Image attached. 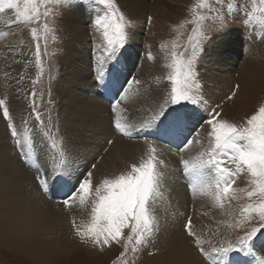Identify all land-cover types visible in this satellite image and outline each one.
Returning <instances> with one entry per match:
<instances>
[{"label":"bare ground","instance_id":"1","mask_svg":"<svg viewBox=\"0 0 264 264\" xmlns=\"http://www.w3.org/2000/svg\"><path fill=\"white\" fill-rule=\"evenodd\" d=\"M122 1L128 3L129 8L134 10L135 15L139 17H144L150 7L147 2L148 0ZM160 2L161 0H154L155 4ZM162 5L165 4L162 3ZM86 11L93 15L92 7L87 6ZM73 12L74 10L68 11L65 15L67 26L72 27L69 29L70 33H67V47L71 56L69 60L65 59L62 61V72L67 74L66 78L68 79L63 78L60 80L57 89L62 100L60 110L61 132L70 138L66 142L64 150H62L66 159L62 161L59 155L60 152L55 153L49 147L50 145L41 138L42 135H39L35 125L30 121L32 119L28 118L25 113L21 112V116L19 117L21 124H17V128L23 127V129L27 128L30 131L34 142L38 167L43 168L46 174H50L54 165L63 163L64 166L72 170L73 177H75L89 170L90 165L94 163L95 168L90 170L93 173L92 182L95 187L103 179L115 178L119 174L129 171L130 165L140 163L141 159H144V156H148L149 146L151 145L157 149V156L162 162L159 167L162 169L165 177H170L172 182H176L178 184L176 188H185L184 183L182 181L179 182L177 179H172V175L175 174L177 169H182L181 158L195 159L207 146L208 132L206 130L209 126L202 119L201 112H196L197 114L192 118L193 120L191 119L188 123L199 127V136L195 137V141L192 140L193 143L190 146H182L181 149H184L183 151H177V149L175 150L167 145L159 144L154 140H138L137 137L125 139L114 127L113 122L116 118H119L122 124L130 125L129 131L133 133L138 126L141 127L151 120L150 115H155L156 109L164 101L166 84L163 82V75H165L162 67L164 63L163 54L158 51L155 45H146L145 49H140L137 47V44L134 45L132 49L133 56L140 58V61L141 59L143 60V65L135 77L141 81L142 87H133V85L131 88L121 87L122 89H127L126 93L120 94L124 99L121 101V105L117 108L116 113H113L112 117H107V111L110 106L108 103L103 102V97L106 95L105 90L94 86V92H90L87 89V85H85L91 83L89 76L95 68L92 71L84 73L82 71L84 65L79 61H75V58H79L81 54L74 49V42L83 43L85 41L86 30L84 26L75 23L76 18ZM0 16L9 18V13L0 14ZM7 26V24L0 21V41L5 42L6 40V47L9 50L5 53L0 51V88L2 93L7 91L11 93L13 91L11 87L18 88L21 98L16 97L15 92H13V99H9L11 101L10 109L14 113L17 110L23 111L25 106H27L25 100V85L27 80L23 81V79L28 72L25 65L28 53L22 47L9 46L8 42H11L9 36L15 35V32H4L3 28L6 30ZM131 36V40L134 39L137 43L139 39L138 43L141 44L142 40L137 38L138 35L131 34ZM19 39L21 38L19 37ZM11 47H14V49L10 50ZM135 47L139 50L134 49ZM243 48L252 49L251 51L247 50L244 59H242ZM128 49L130 50V48ZM139 51L143 52L144 55H141ZM149 52L153 56L152 60L148 59ZM204 56L199 65V71L201 73V81L204 82L206 89L205 93L212 92L220 84L233 80L234 73L236 72L240 76L239 84L242 91L249 90L258 84L262 74H264V31H257L256 29L253 31L251 38L245 39L241 32L237 33L236 29H229L221 41L218 40L217 43L208 47ZM6 57H9L11 61H6L4 59ZM128 60H125L128 67L122 71V80L131 76ZM2 79L5 82H1ZM19 79L20 83L15 85ZM70 82L72 83L71 86L74 85V90L68 87V83ZM147 84L148 86L146 87ZM109 87L114 89L111 100H108L113 103L118 98L116 93L120 90V86L112 87L109 84ZM67 88L69 90H66ZM94 109L96 111L90 114ZM108 119L113 124V128L111 127L113 130L105 127ZM96 127H99L98 133L95 131ZM144 131L151 132L150 129ZM175 131L185 132L186 126L182 130ZM160 133L162 131L159 130L156 134ZM91 135L94 136L89 137ZM0 138H3L1 134ZM109 140L112 141L111 145L108 144ZM184 140H189V134L186 132L179 135V141ZM139 146L142 147L140 150H138ZM105 149L107 150L105 151ZM178 163L180 167H178ZM31 170L25 163H17L12 159L8 150L5 152V150H1L0 148V242L6 244L10 251H16L36 263L49 264V259L51 257H55L56 259V256L65 257V260L68 261L75 260L77 258L75 254L77 253L74 254L75 249L73 250V248L77 247L74 245L70 246L71 240L68 237L69 234L74 233L71 221L75 217L77 224L86 223V217L89 214L91 204L87 203L84 206H80L77 202L70 209V216L65 215L66 210H63L64 205L62 206L61 204V206L59 205L60 207H57V205L47 201V198L36 186V179L34 180L33 178V173L35 172ZM72 182L75 184V179H72ZM194 198V204H192L195 206L193 210H195L198 218L195 221L198 226L192 224L193 229L202 238L211 240L212 245L216 247L226 246L228 243L235 244L240 237L238 236V232L234 230L235 228L229 227V224L233 225L232 220L235 218V214L239 208L237 202L233 201L231 205L226 204L225 210H221L215 206L209 196L198 192ZM170 204H164L159 209L160 211H166L164 217L171 216L170 212L172 208L177 209L185 205L184 202L182 203L179 200H176L174 207ZM51 207L57 212L51 214L49 211ZM202 208H204V211L206 209V211H201ZM215 208L219 209L217 216L220 215V221L226 224V230L222 236H219L212 226L214 225V220H217V216L216 213H211L209 210L214 211ZM185 214L177 212V216L169 218V221L158 220L159 226L155 238L159 243L150 245L151 251L149 253L154 254H146V264H206V262H202L200 253L194 247L192 237L187 236L186 232L184 233L183 229L179 228L180 226L178 228L174 227L175 220H177V223H180L182 219H185L184 223L188 221ZM165 237L167 240L171 239L170 243H166ZM262 244L263 246H261ZM204 246L206 249H210L209 244L206 243ZM263 253L264 241L259 240L255 244L251 254L253 264H259L261 260H264ZM234 255L244 256L242 252L234 251L229 257Z\"/></svg>","mask_w":264,"mask_h":264},{"label":"snow or ice","instance_id":"2","mask_svg":"<svg viewBox=\"0 0 264 264\" xmlns=\"http://www.w3.org/2000/svg\"><path fill=\"white\" fill-rule=\"evenodd\" d=\"M73 0H0V14L11 10L14 18L0 16V21L7 25L38 23L41 17H55L58 13L48 8L68 7ZM90 7L97 13L94 26L102 32L104 39L103 55L99 57L94 69V78L97 87L106 89L110 83V75L119 63L120 52L124 49L131 38L132 21L120 10L116 0H87ZM216 4L223 5L224 0H215ZM264 6V0H259ZM41 4L45 10L41 12ZM235 7L234 3L227 5L231 13ZM243 8L244 6H240ZM215 12L221 23L216 29L217 36L227 28L224 15L219 8H213L208 0H197L192 7V19L185 20L179 24V29H184L188 24L193 25L185 42L180 43L179 38L172 42L170 62L165 67L171 69L166 79L171 88L163 103L158 106L155 115L150 121L142 126L141 130L158 129L164 133L173 130H182L191 120L193 109H205L206 102L200 94L201 85L198 82L196 66L201 56L206 51V46L214 42V37L205 28V21L209 18L202 12ZM259 13V15L257 14ZM241 15L247 19L242 20L246 25H256L260 31H264V7H253L251 12L244 9ZM151 22V18H149ZM45 31H50L48 24H44ZM32 37L35 39L37 30L31 29ZM183 36V32H179ZM161 49L167 48L162 44ZM183 51H177L178 48ZM40 45L37 43L35 55L40 57ZM148 59L152 60L151 52ZM132 83L140 84L141 81L132 77L128 87ZM240 85L228 96L229 100L236 97ZM125 93L127 89H122ZM33 105L36 93H31ZM117 99L112 103V111L116 113L124 99L120 90L116 93ZM192 106L189 109L186 106ZM3 106V117L7 121L8 129L13 141L14 148L18 151L20 159L36 173V183L45 197L51 194L53 186L61 191L66 190V196L58 202L66 209H71L77 202L80 206L91 204L90 218L87 223L77 224L73 217L71 224L76 237L81 243L90 244L93 249L104 251L114 243L117 245L134 243L136 245L149 243L158 231L159 222L155 215V207L162 196V182L164 173L159 165L162 163L157 156V149L149 146L146 159L140 163L130 165V170L119 174L115 178H105L94 187L92 182V170L73 177L72 170L64 164L54 165L50 174L38 167L36 151L30 131L25 128L18 130L12 120L10 111L5 106V101L0 100ZM219 107V105H217ZM35 119L41 125L43 135L52 140L49 131L38 112ZM202 119L209 126L207 133V146L195 159L181 158L183 175L190 181V191L195 196L198 192L211 197L215 206L225 210V205H231L233 201L239 202L244 195L248 199L258 197L259 203H249L241 209V219L235 225L229 227H240L245 223L249 225L246 234L238 238V241L228 243L226 246L216 247L211 240H206L199 235L192 226L191 217L184 226L187 236L192 237L194 247L207 264H229V256L234 251L251 255L255 247L254 241L264 240V105L248 117L243 124L237 125L221 119V113L214 109L209 111ZM115 129L124 137L131 138L130 125L122 124L119 118L114 120ZM199 136V133H196ZM198 142V141H197ZM62 143V142H61ZM193 143L192 140L185 141V147ZM111 145L112 141L109 140ZM51 149H57V143L50 144ZM107 149H105L106 151ZM184 149H181L183 151ZM62 161L66 159L64 152L59 153ZM231 165V167L226 166ZM247 174L249 188H236L237 178ZM75 179L76 183H71ZM55 181V185L52 182ZM231 214V213H229ZM252 221H255L253 224ZM125 229L129 235L125 236ZM210 249L205 248V244ZM133 251L138 248L134 247ZM150 255L154 253H149ZM259 264H264L261 260Z\"/></svg>","mask_w":264,"mask_h":264},{"label":"rangeland","instance_id":"3","mask_svg":"<svg viewBox=\"0 0 264 264\" xmlns=\"http://www.w3.org/2000/svg\"><path fill=\"white\" fill-rule=\"evenodd\" d=\"M147 2L150 5V7L148 8L146 15L144 17H139L135 15L134 10L129 8L128 3H125V1H122V0H116V3L119 5L120 10L124 13V15L128 19L132 21V27L130 28L129 31L131 32V34L138 35L137 38H140L142 40L141 44H139L138 43L139 39L137 43L134 39L132 40L130 39L128 41L127 46L121 50L120 58H123L124 60H128V58H130L128 61L130 63L129 68H130L131 76L130 78H126L125 80H122V77H120V84H119L120 87L119 86L118 87L121 91L120 94L122 95L124 91L122 90L121 87H124V86L128 87V85L126 84V81L129 79V83H130L132 81V77H136L137 73L139 72L140 68L143 65L142 59L140 61V58H136L133 56L132 49L134 45L137 44V47H139L140 49H145L146 45L148 46L155 45L158 51L163 54V59H164V63L162 67H163V72L165 74L163 75L164 77L163 82L166 84V93L164 95L165 96L164 99H165L168 91L171 88L170 83L166 79V76L171 71V69L165 67V65L170 62L172 42L177 40L178 38H179L180 43H183L186 41L187 36L190 34L193 25L188 24L187 27L184 29H179L178 26L179 24L183 23L185 20L192 19L193 17L192 7L197 3V0H161L160 3H156V4L154 3V0H148ZM162 3H164L165 5H162ZM208 3L213 8L220 9L221 13H223L224 15V20L227 24V28L222 34H219L220 36L219 38V36H217L216 29L219 28L221 21L217 17V14L215 12H206L204 10H201L202 12H204L206 16L209 17L205 21V28L209 32V34L214 37V42H212L210 45L217 43L218 40L221 41L225 37V34L226 32H228L229 29H236L237 33L241 32L243 35V38L245 39L251 38V35L254 30L256 29L257 31L259 30L258 26L256 25H246L245 23H242V20L247 19V17L246 15H243V16L241 15V12L244 9H247L248 12H251L254 6L257 8L264 7L260 5L259 0H224L223 5L216 4L215 0H208ZM229 3L235 4V7L231 13L228 12V8H227V5ZM241 5L244 7L241 8L240 7ZM87 6H90L87 3V0H73V3H71L68 7H53L52 5H47L48 8L58 13L55 17L49 16L45 18L42 16L38 23H30L27 25L13 24V25H8L7 26L8 28L6 30L5 28H3L4 32H7V31L15 32V35L9 36L11 40V42L10 41L8 42L9 46L11 45L14 47H22L23 49L26 50V53H28L27 59H26L27 61L25 60V65H26V68L28 69V72H27V75L23 79V81L27 80L26 85H25V98H26L25 100H26L27 106H25L23 111L17 110V111H14V113H13V110L10 109L11 101L9 99H13L12 98L14 95L13 92H15L16 97L21 98V95L18 92L17 87H11L13 90L11 93H9L8 91L5 93H2L1 88H0V100H4L6 102L5 106L7 105L10 111V115H12L11 116L12 120L16 126L17 124H21L20 119H19V117L21 116V112L25 113L28 116V118L32 119V120L30 119L29 120L35 125L36 130L38 131L40 136L42 135L41 138L43 140H45L49 145L53 141H55L57 143V149L53 150L55 153L57 150H64V147L67 144L66 142L70 140V138L63 135L61 132L60 110L62 107L61 106L62 100H61V97L59 96V93L57 92L59 81L62 80L63 78L68 79L66 78L67 74L62 72L63 71L62 61H64L65 59L69 60L71 56V53L68 51V47H67L68 46L67 45V33H70L69 29L72 27L67 26V22L65 19L66 12L74 10L73 12L74 17L76 18L75 23L80 26H84L86 30L85 41L83 43H80L77 41L74 42V49L77 50L81 54L79 58H75V61H79L81 64L84 65V67L82 68V71H84V73H87L88 71H92L95 68L96 62L99 59V57L103 55L104 39L102 36V32L97 30L96 27L94 26V20H95V16L97 15V13L93 7H92L93 15L87 12L86 11ZM44 10H45V5L41 4V12L43 13ZM8 13H9L10 18H14V13H12L11 10H9ZM257 14L259 15V13ZM149 18H151V22H149ZM45 23L48 24V28L50 29V31H47V32L45 31V28H44ZM32 28H35L37 30V36L35 39L32 37V34H31ZM179 32H183V36H179ZM19 37L21 39L18 40ZM6 43H7L6 40L5 42L0 41V48H3V49H0V51H3L4 53L9 51L6 47ZM37 43L40 45L41 54L39 58H37L35 55ZM162 44L167 45L168 47L161 49L160 46ZM209 46H206V50L208 49ZM14 47H11L10 50H13ZM137 47H135L134 49L139 50ZM128 48H130V50ZM176 50L182 52L183 48L181 47ZM247 50L251 51L252 49L250 50L249 48H243L242 59L245 58L246 56L245 53H247ZM139 52L141 53V55H144L143 52L141 51ZM205 53L201 56L196 66V71L198 74V82L201 85L200 94L202 95L203 100L206 102V108L205 109H193L194 111L195 110L196 111L194 112L192 110L191 117L193 118L195 114H197L196 112H201L202 117L207 116L209 111L214 109L215 111L221 113V119L227 120L237 125L243 124L244 121L248 117H250L252 114H254L261 105H264V74H262L260 81L258 82L257 85L253 86V88H250L249 90H246V91L245 90L242 91L240 87V89L237 91L236 97L233 98L232 100H229L228 96L235 89V86L239 84L240 76H239V73L237 72L234 73L233 80L229 81L228 83L220 84L219 87H217L212 92L205 93L206 89L204 86V82L201 81V73L199 71V67H200L199 65L202 62L201 60L205 57L204 56ZM6 58H4L6 61L8 60H9L8 62L11 61L9 57H6ZM240 61H241V57H240ZM14 74H16V72H14ZM118 75L119 74H114L113 77L118 78ZM89 78L91 80V83L85 84V85H87V89L90 92H94V86L98 88L97 81L94 78V71L91 72ZM1 82H5V81L2 79ZM19 83H20V79L19 81L15 83V85H18ZM71 84H72L71 82L68 83V87L74 90V85L71 86ZM132 85L133 87H138V86L140 88L142 87L141 83L140 84L132 83ZM147 86L148 84L146 85V87ZM69 88H67L66 90H69ZM33 91L36 93L34 105H33V97L31 95ZM103 102L108 103L110 106V103H109L110 101L103 100ZM217 105H219V107H217ZM110 107L108 108V111H107V115H106L107 117L113 116V111H111L112 108ZM186 107H188L189 109H192V106L190 105ZM33 108H35V112H38L40 114L41 119L44 121V125L46 126L44 128V131H49V134L52 137V140L47 139L43 135L42 130H41V125L35 119V113L33 112ZM95 111L96 110L94 109V111H92L90 114H92ZM153 116L154 115H150L151 119ZM15 118H18V119L15 120ZM0 123H1L0 124V134L4 138V139L0 138L1 150H5V152L8 150L9 155L11 156L12 159H14L17 163L20 162L21 164H23V161L20 159L18 151L13 146V141H12V137L10 134V130L8 129V126H7V121L3 117V106H0ZM105 127L109 130H113L111 129V127L113 128V124L110 119L107 120ZM139 128H140L141 133L144 132V130H141L142 126L141 127L138 126L136 130H138ZM17 129L21 131L24 130L23 127L17 128ZM208 130H209V127L207 128L206 132H208ZM95 131L98 133L99 127H96ZM150 131L157 133L159 130L150 129ZM197 132L199 133V127H196L193 131H191V135L189 134V140L195 141ZM82 135H83V132H82ZM93 136L94 135H91L89 137H93ZM137 138L138 140L147 139V138H140L139 136ZM148 140H151V139H148ZM141 148L142 147L139 146L138 150H140ZM177 151H181V150L177 149ZM146 158L147 156H144V159ZM226 166L231 167V165H226ZM178 167H180L179 163H178ZM31 171L35 172L33 170ZM30 174L32 173L30 172ZM33 175H34L33 178L35 180L36 173H33ZM182 177H184V175H183L182 169L180 168L177 169L175 171V174L172 175V179H177L179 182L182 181V183H184L185 185V188L182 187L178 189L176 188L178 184L176 182H172L170 177L167 178L164 175V179L162 182V188H161L162 198L160 197L155 207V215L158 220L169 221V218H173V216H177L176 215L177 212H182V214L186 213L185 214L187 215L185 216L186 218H189L190 216L192 220L195 217L192 220L193 221L192 224H196L198 226V224L195 222L198 220V218L195 213V210H193L195 209L194 208L195 206L193 205L195 198L193 194L191 193V191L188 190L189 189L188 186H190V182H188L189 181L188 179L184 178L186 179L185 180L186 182H185L182 179ZM36 186L38 187V185ZM234 187L250 189V185L248 184V178H247L246 173L237 178V181ZM45 198H47L48 202H51L57 205V207L61 206V203H59L57 200L50 199L48 197H45ZM53 198L60 199L61 197H53ZM176 200L182 201V203L184 202L185 205H183L181 208L178 207L177 209L172 208V211L170 212L171 216L164 217L166 215V211H160L159 210L160 207L164 204H170V203H171L170 205L174 207V205L176 204ZM249 203H254V204L259 203V198L252 197L251 199H248L247 196L244 195L243 198L240 199L239 202H237V205L239 208L235 214V218L232 220L233 225H235L237 221L241 219L240 213H241L242 207L246 206ZM184 207H186L188 210L186 208L184 209ZM63 210H66L65 215L70 216L71 214L70 209H65V207L63 206ZM49 211L51 214H54L55 212H57L53 207H51ZM201 211H204V208H202ZM209 211H211V213H216V216H217L219 209L215 208L214 211L213 210H209ZM219 217L220 215L217 216V220H214V225L212 226L215 228L218 235L222 236L225 233L226 224L223 221H220ZM89 218H90V209H89V214L86 217V223L88 222ZM176 221L177 220H175L174 227L178 228L180 226L179 228H182L183 232L185 233L184 231V226L186 224V222L184 223L185 219H182L180 223H177ZM252 223L254 224L255 221H252ZM248 227L249 225L245 223L243 226L233 227V228H235L234 230L238 232L239 237H243L246 234V229ZM124 234L125 236L129 235V232L127 229H125ZM68 237L71 240L70 246L74 245L75 247H77V248H73V250L75 249L74 254L77 253L75 254L77 258L75 260L68 261V260H65V257L63 258V257L56 256L57 257L56 259L55 257H51L49 259V264H146L147 262L146 254L149 253V251H151L150 245H155L156 243H159V241L156 240L155 235H154V238H152V240L146 245L145 244L136 245L134 243L135 238L133 237V243L131 244H126L122 242V244L117 245L114 243L110 248L106 247L104 251H99L98 249H93L90 244L81 243L79 238L76 237L74 233L69 234ZM164 239L166 243H170L171 239L167 240L166 237ZM258 241L259 240H257V242ZM254 242L255 244L257 243L256 241ZM261 246H263V244ZM134 247L138 248V250L133 251L132 249ZM167 249L169 248L167 247ZM263 256H264V253H263ZM201 260L203 263L206 262L207 264V261L205 260L203 256H201ZM0 264H41V263L33 262L27 257L22 256L16 251H10L9 247L6 244L0 242Z\"/></svg>","mask_w":264,"mask_h":264}]
</instances>
